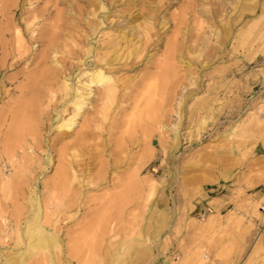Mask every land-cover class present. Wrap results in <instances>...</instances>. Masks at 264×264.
Masks as SVG:
<instances>
[{"label":"rangeland","instance_id":"obj_1","mask_svg":"<svg viewBox=\"0 0 264 264\" xmlns=\"http://www.w3.org/2000/svg\"><path fill=\"white\" fill-rule=\"evenodd\" d=\"M99 72L117 99L94 124ZM31 77L33 151L8 152ZM0 201V264H51L37 224L61 237L53 264H264V0H0Z\"/></svg>","mask_w":264,"mask_h":264},{"label":"bare ground","instance_id":"obj_2","mask_svg":"<svg viewBox=\"0 0 264 264\" xmlns=\"http://www.w3.org/2000/svg\"><path fill=\"white\" fill-rule=\"evenodd\" d=\"M8 21V20H7ZM10 21V20H9ZM8 21V22H9ZM56 22V21H55ZM54 25V23H53ZM52 28V27H51ZM201 29V28H200ZM3 30V29H2ZM1 30V31H2ZM52 30V29H51ZM8 31V30H7ZM58 31V30H57ZM56 31V32H57ZM4 32V31H3ZM19 32V33H18ZM52 32V31H51ZM15 35H16V38H17V48H18V51L19 49H23V45L21 42V40L24 41V37H23V32L21 30L18 31V29L15 31ZM4 36V35H3ZM175 38V37H174ZM30 41V40H29ZM27 42V41H26ZM63 45V44H62ZM167 45V44H166ZM8 46V45H7ZM16 48V49H17ZM46 48V47H45ZM44 48V49H45ZM20 49V51H21ZM46 50V49H45ZM173 48H170L167 52V55L164 56L166 58L163 59V61H159L158 63H156L157 65H155V73L154 74H149L147 76V80L151 81V82H154V87H156V85H158V87L162 84H158L159 80L162 78L165 80V78H167V73L169 74V70H172V66L170 63H172L171 60L173 58ZM43 59V56L41 58V60ZM166 59V60H165ZM173 60V59H172ZM43 61V60H42ZM7 62V61H6ZM170 62V63H169ZM6 66V65H5ZM15 67V66H14ZM189 67V66H188ZM171 68V69H170ZM44 70V69H42ZM38 71V70H37ZM153 73V72H152ZM171 73V72H170ZM39 74V73H37ZM177 75V74H176ZM167 76V77H166ZM92 81L91 83L92 84H95V85H100V89L98 90H101V94H100V105L96 108V111H95V116H94V124H99V122H103L107 116L111 115V112H112V105L116 102V99H117V90L116 88L114 87V84L112 83L111 79L106 76L104 73L102 72H99L98 74L95 73V75L92 76ZM32 78V77H31ZM37 78L38 77H33L32 79H30V81L28 82L27 84V87L29 88V90L31 91L30 93V97L29 99L25 100L22 102V107H23V110H22V113H14L12 114V124L10 125L9 129H8V132L6 133L5 135V138H3V143L4 144V149H7L8 152L11 150V149H32L31 146H29V144L27 143L28 140L24 138V132H29L31 135H33L35 138L32 139V142H35L36 141V129H35V125H34V121L36 120V114L39 113L38 112V105H37V100L36 99V96L38 94V91H39V88H38V85H37ZM55 78V77H54ZM12 80V79H11ZM146 80V81H147ZM164 80H162L161 83L164 82ZM150 82V83H151ZM146 84V83H144ZM149 84V83H148ZM156 84V85H155ZM164 84V83H163ZM90 85V84H89ZM24 86V84H23ZM22 86V87H23ZM149 86V85H148ZM148 86L147 88L144 87L145 91L142 92L144 93L143 95H148L150 94V90L148 89ZM152 86V85H150ZM149 86V87H150ZM25 89V88H24ZM161 89V88H160ZM177 89V87H176ZM26 90H28L26 88ZM143 90V89H142ZM153 91V89H152ZM156 91V90H155ZM75 92V91H74ZM154 92V91H153ZM152 93V92H151ZM156 93V92H155ZM154 93V94H155ZM153 94V93H152ZM157 94V93H156ZM138 96V94H137ZM153 96V95H152ZM29 96H27L26 98H28ZM76 97V96H75ZM78 97H83V93H78ZM77 97V98H78ZM142 97V95H141ZM79 98V99H80ZM144 98V97H142ZM155 98V97H153ZM75 99V98H74ZM85 100V99H84ZM81 102V101H80ZM85 102V101H84ZM152 103H153V99H152ZM83 104V102L81 103H78V105L80 106L81 108V105ZM143 104V103H142ZM87 105V104H86ZM137 106V104H136ZM135 106V107H136ZM153 106V104H152ZM11 107V106H10ZM154 111H155V106L153 107ZM152 108L148 106V108L146 110H144V113L146 115V113H148ZM15 110V109H14ZM81 110V109H80ZM92 110V109H91ZM143 110V109H142ZM141 110V111H142ZM90 111V110H89ZM21 112V111H20ZM152 112V110H151ZM13 113V112H12ZM154 113V112H153ZM77 114V113H76ZM149 115H150V112H149ZM78 116V115H77ZM87 116V115H86ZM91 116V115H90ZM3 118V117H2ZM93 118V117H92ZM93 120V119H91ZM4 122V121H3ZM77 123V122H75ZM88 123V122H87ZM64 124H67V127H68V130H72L73 129V126H74V122H67V123H64ZM242 124V123H241ZM89 125V124H88ZM91 125V124H90ZM64 125H62L61 127L63 128ZM97 127V125H95ZM91 127V126H90ZM84 129H86L84 127ZM83 129V130H84ZM165 129V128H164ZM238 129V128H237ZM81 130V129H79ZM89 131V130H88ZM164 131V130H163ZM231 131V130H230ZM78 132V131H77ZM232 134V132H231ZM230 135V134H229ZM228 135V137H229ZM75 136V135H74ZM78 136V135H77ZM81 136V135H80ZM79 136V137H80ZM74 141V139H73ZM82 141V140H81ZM23 142V143H22ZM69 144V143H68ZM64 146V144H63ZM70 146V145H69ZM67 150V149H66ZM13 151V150H12ZM11 151V154L9 153L8 157L10 159V162H13L16 163L13 158H15V155H13ZM33 151V149H32ZM68 154L64 155L62 157V160H61V163H60V166H59V169L57 170L56 172V177L53 178V183L51 184L52 187L58 191L59 195L56 196L57 197H60L61 195H66L68 189H70V179L71 177H75L76 178V172L72 166V161H70L68 158H67ZM24 157V155L22 156ZM71 157V156H69ZM18 161V160H17ZM19 162V161H18ZM18 167H19V171L22 172V164L20 165L18 163ZM80 166V165H79ZM17 167V166H16ZM17 167V168H18ZM16 168V169H17ZM18 170V169H17ZM17 172V171H16ZM23 177V175H22ZM22 177H19L20 179ZM18 178V179H19ZM16 182V181H15ZM19 182V181H18ZM12 183V181H11ZM85 185V184H84ZM11 186V185H10ZM54 192V191H53ZM52 192V194H53ZM54 195V194H53ZM21 199V198H20ZM69 201V200H68ZM1 202V201H0ZM37 204V203H36ZM37 206V205H36ZM38 207V206H37ZM15 209V208H14ZM134 209V207H133ZM39 210V209H38ZM136 210V209H135ZM22 211V209H21ZM28 211V210H27ZM123 211V210H122ZM7 213V212H6ZM17 218L15 217V220ZM6 222L4 223L5 225V228L6 230L9 229V226H7V221L8 220H5ZM14 221V220H13ZM18 221V220H17ZM21 227V226H20ZM19 227V228H20ZM15 229V228H14ZM5 230V231H6ZM8 232V231H7ZM24 232V231H23ZM6 235V233H5ZM60 238L58 235H54L52 233V231H50L49 229H45L44 227H39L38 228V224H37V228L35 229V234H31L29 237H27V244H28V248L31 250H35L36 252V255L39 257L36 258V260L34 261L35 263H38V262H45V263H51L53 264L54 263V260H56V257L54 256V251L59 249L60 245H59V241H60ZM25 240V239H24ZM24 250V248H23ZM26 250V249H25ZM44 264V263H43Z\"/></svg>","mask_w":264,"mask_h":264},{"label":"crops","instance_id":"obj_3","mask_svg":"<svg viewBox=\"0 0 264 264\" xmlns=\"http://www.w3.org/2000/svg\"><path fill=\"white\" fill-rule=\"evenodd\" d=\"M220 182H222V178H219V183H220ZM229 184H230V183H229ZM228 189H229V191H230V190H233L231 186L228 187ZM259 190H261V189H259ZM230 194H231V192L228 193V196H230ZM224 195H226V194H224Z\"/></svg>","mask_w":264,"mask_h":264},{"label":"built area","instance_id":"obj_4","mask_svg":"<svg viewBox=\"0 0 264 264\" xmlns=\"http://www.w3.org/2000/svg\"><path fill=\"white\" fill-rule=\"evenodd\" d=\"M171 264H175V263L173 262V263H171Z\"/></svg>","mask_w":264,"mask_h":264}]
</instances>
